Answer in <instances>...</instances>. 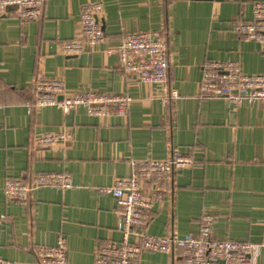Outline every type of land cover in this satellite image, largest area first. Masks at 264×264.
I'll return each mask as SVG.
<instances>
[{
    "label": "crops",
    "instance_id": "obj_1",
    "mask_svg": "<svg viewBox=\"0 0 264 264\" xmlns=\"http://www.w3.org/2000/svg\"><path fill=\"white\" fill-rule=\"evenodd\" d=\"M43 17L23 23L10 8L0 19V257L38 264L40 248L65 240L68 264H94L105 244L121 243L116 201L99 194L131 175L132 162H162L175 151L195 162L176 172L155 204L146 233L182 240L199 235L210 217L212 238L253 244L264 264V102L231 104L199 99L206 62L238 63L249 76L264 74V51L235 27L253 22L264 0H42ZM102 3L104 46L69 56L64 45L81 38V11ZM150 34L168 47L165 86L148 85L119 70L115 48L123 36ZM38 80H59L66 97L92 92L130 96L126 116L96 118L86 108L29 111ZM173 93L176 99L167 101ZM66 134L69 142L38 149V138ZM68 173L73 188H42L28 207L4 196L8 179ZM149 198L153 187L142 184ZM139 264H173L171 255L144 253Z\"/></svg>",
    "mask_w": 264,
    "mask_h": 264
},
{
    "label": "built area",
    "instance_id": "obj_2",
    "mask_svg": "<svg viewBox=\"0 0 264 264\" xmlns=\"http://www.w3.org/2000/svg\"><path fill=\"white\" fill-rule=\"evenodd\" d=\"M184 1H228V0H184ZM42 0H0V19L12 15L23 23H37L43 17ZM104 13L102 3H92L81 11V38L64 45L66 55L81 57L85 48L106 45L107 39L99 23ZM235 32L245 42H256L264 51V2L253 4V22L235 27ZM108 56H116L119 70L127 78L137 77L148 85L165 86L169 82V53L167 44L150 34L135 33L123 36L115 48L105 51ZM2 80L0 69V82ZM34 100L27 104L29 111L48 107H58L68 113L77 108H86L96 118L126 116L133 99L126 96H103L92 92L66 97V85L59 80H38L34 84ZM2 90L0 88V101ZM176 99L173 93L167 101ZM199 99L204 101L225 100L231 104H255L264 102V74L249 76L238 63L206 62L202 69ZM66 134H47L38 138L36 148L49 149L59 143L69 142ZM195 165L192 158L173 152L162 162H132L131 175L126 180H118L112 188L99 190L102 196L116 201L119 231L123 235L121 243L103 245L97 252L94 264H139L144 253L171 255L173 264H261L259 248L248 243L218 241L212 238L210 217H202L199 235L187 234L182 240L176 238H156L146 233L152 220L155 204L163 202L168 183L176 172L191 170ZM149 182L152 194L146 198L142 184ZM42 188L69 190L73 188L72 177L68 173H38L30 181L8 179L4 185L7 201L21 207H28L32 192ZM5 219L0 218V226ZM38 264H68L65 240L59 238L53 248H40ZM0 264H8L0 257Z\"/></svg>",
    "mask_w": 264,
    "mask_h": 264
}]
</instances>
